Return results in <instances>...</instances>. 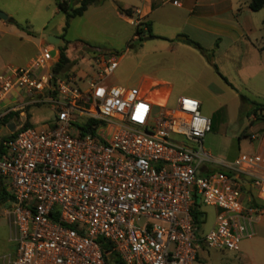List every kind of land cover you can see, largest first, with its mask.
<instances>
[{"label": "built area", "instance_id": "built-area-1", "mask_svg": "<svg viewBox=\"0 0 264 264\" xmlns=\"http://www.w3.org/2000/svg\"><path fill=\"white\" fill-rule=\"evenodd\" d=\"M91 56L97 71L84 91L74 74L56 76L52 48L0 74V120L15 125L0 155L15 251L0 260L108 264L100 240L123 264H199L202 248L239 251L264 216V152L215 161L204 149L213 123L197 100L181 97L169 109L170 95L162 104L151 89L107 87L122 58ZM14 93L15 105H4ZM45 94L55 121L26 128L25 110ZM202 204L220 213L199 239L193 211Z\"/></svg>", "mask_w": 264, "mask_h": 264}, {"label": "rangeland", "instance_id": "rangeland-1", "mask_svg": "<svg viewBox=\"0 0 264 264\" xmlns=\"http://www.w3.org/2000/svg\"><path fill=\"white\" fill-rule=\"evenodd\" d=\"M67 1L71 8L78 6V0ZM109 3L102 8L92 6L82 18L72 19L69 23L58 8V0H0V12L15 13L17 20L28 25L35 37L42 34L47 42L51 37L60 39L57 47L65 50L72 61L68 73L74 74L81 90L87 89L89 79L97 71L91 58L93 51L111 52L122 61L115 74L106 81L107 87L134 88L133 83L141 76L163 81L172 88L169 109L176 108L181 97L193 98L201 104L203 116L213 123L212 132L205 138L204 149L215 161L230 165L241 154L254 152L257 142H251L250 136L259 132L264 123V112L256 111L253 105L242 100V96L257 104L264 103V71H257V60L239 59L243 63L241 67L236 58L227 55L213 57L208 62L199 51L181 43H176L172 50L169 42L163 40L134 39L137 26L121 21L112 1ZM259 17L264 18V12ZM39 98L46 102L25 110L33 128H42L55 121L57 116L47 102L53 97L45 94L37 100ZM16 100L14 93L13 99L4 105L14 106ZM217 167L210 165L212 171L220 170ZM199 207L204 215L197 224V236L204 239L213 230L220 210L203 204ZM12 236L11 221L5 207L0 206L1 259L15 251ZM198 259L199 264H227L220 252L206 248L199 251Z\"/></svg>", "mask_w": 264, "mask_h": 264}, {"label": "crops", "instance_id": "crops-1", "mask_svg": "<svg viewBox=\"0 0 264 264\" xmlns=\"http://www.w3.org/2000/svg\"><path fill=\"white\" fill-rule=\"evenodd\" d=\"M111 1L121 21L133 27L140 23L151 24L154 40L169 42L172 50L180 43L177 38L187 35L208 51L216 49L215 58L226 55L236 58L240 67L243 63L239 59L255 58L257 71H264V18L259 17L264 8L253 12L250 9L252 0H109L93 7L102 8ZM119 8L131 11L132 16L122 14ZM3 12L8 19L0 18V74L9 66H28L45 48H52L60 57L59 48L49 44L42 34L35 37L28 25L17 20L15 13ZM134 39L139 37L134 35ZM161 85L152 97L163 104L164 95L172 93V88L165 82L141 76L133 83L134 88L143 91ZM13 124L14 119H9L6 124L0 120V141L12 135ZM257 134L261 138L251 141L257 142V146L254 152L247 154L264 152V123ZM247 189L250 191L249 187ZM252 230L254 238L243 241L239 251H218L227 264H264V216L253 221ZM0 264L6 263L0 260Z\"/></svg>", "mask_w": 264, "mask_h": 264}, {"label": "trees", "instance_id": "trees-1", "mask_svg": "<svg viewBox=\"0 0 264 264\" xmlns=\"http://www.w3.org/2000/svg\"><path fill=\"white\" fill-rule=\"evenodd\" d=\"M106 1L109 0H78V6L76 8H71L69 6V3L67 0L61 1L58 0V8L59 10L64 13L68 19V23L72 19L80 18L82 17L90 7L92 6H99L105 3ZM264 8V0H252L250 4V9L253 12H260ZM120 12L122 14H125L128 17L132 16L131 11H125L121 8H119ZM153 35V31L151 28V24L149 23H140L136 27L135 31V36L139 37V40H142V38L150 37ZM177 40L186 45L189 46L197 51H199L207 60L208 62H211L215 55V50H206L204 49L198 42H195L191 38H189L187 35H180ZM218 47V43L216 44V48ZM72 61L69 59V57L66 55L65 50H60V58H59V63L56 65L54 69V73L56 74L57 77L62 78L67 75L69 72V69L71 67ZM242 100L244 102H248L251 105L254 106L255 110L260 112H264V103L263 104H257L255 102L249 101L247 98L242 96ZM8 118H4L1 120V123L6 124L8 122ZM32 127L30 122L27 121L26 128ZM12 138V135L2 138L0 141V155L3 154L4 152V146L6 142ZM11 195L7 192L6 189V183L3 180V178L0 177V206H3L6 204L10 199ZM204 214L201 212L199 205H196V208L193 211V220L196 224L199 223V219L203 216ZM102 247V251L106 257L107 263L108 264H123L120 256L114 251L113 246L104 240L99 241Z\"/></svg>", "mask_w": 264, "mask_h": 264}, {"label": "water", "instance_id": "water-1", "mask_svg": "<svg viewBox=\"0 0 264 264\" xmlns=\"http://www.w3.org/2000/svg\"><path fill=\"white\" fill-rule=\"evenodd\" d=\"M0 18H2V19H4V20H7L8 19V17L4 14V13H2V12H0ZM155 38L153 37V36H151V37H148V38H145V40L146 41H152V40H154ZM48 42L50 43V44H52V45H54V46H58L59 44H60V39H57V38H50L49 40H48ZM53 55L55 56L56 55V51H54L53 52ZM11 131H14V129H15V125L13 124V125H11ZM198 203H200V199H198Z\"/></svg>", "mask_w": 264, "mask_h": 264}]
</instances>
